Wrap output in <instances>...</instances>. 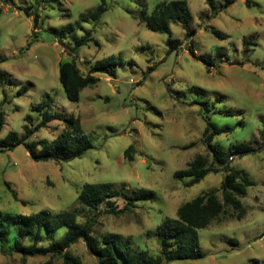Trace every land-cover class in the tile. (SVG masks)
Segmentation results:
<instances>
[{
  "label": "rangeland",
  "instance_id": "1",
  "mask_svg": "<svg viewBox=\"0 0 264 264\" xmlns=\"http://www.w3.org/2000/svg\"><path fill=\"white\" fill-rule=\"evenodd\" d=\"M102 1L0 0V117L5 120L0 139L11 132L23 137L27 117L34 125L41 121L33 107L49 103L51 113L80 118L92 145L68 161H37L24 144L2 148L0 210L15 216L79 209L78 195L88 183H111L128 192L151 190L153 198L119 215L107 213L102 204L92 235L121 234L137 249L157 256V227L175 218L184 203L218 189L226 176L216 165L220 172L189 188L174 177L198 155L211 162L205 137L211 121L232 128L216 136L214 146L246 142L255 149L231 162L255 182L241 198L247 213L239 220L228 209L198 230L203 258L170 264H264V0H235L228 7L227 0H214L216 16L206 0H185L196 33L187 35L172 23V38L182 42L175 51L167 45L169 34L154 32L141 21L144 12L151 14L157 5L175 0H104L107 11L100 22L81 20ZM26 10L40 15L36 29ZM86 31H92L95 41L77 47ZM192 46L198 57L212 61L210 69L191 55ZM70 58L83 74L99 78L82 90L78 103L67 98L60 82V63ZM109 59L115 63L114 75L95 68ZM64 127L63 121L54 120L29 141H52ZM130 146L135 148L133 161L124 157ZM115 202L118 208L125 206L122 199ZM93 215L81 211L78 218L85 222ZM65 231L60 229L54 239ZM17 233L12 226L5 252L0 249V264H44L50 259L24 261L11 244ZM71 251L84 264H99L83 240ZM54 264L63 263L55 259Z\"/></svg>",
  "mask_w": 264,
  "mask_h": 264
},
{
  "label": "trees",
  "instance_id": "2",
  "mask_svg": "<svg viewBox=\"0 0 264 264\" xmlns=\"http://www.w3.org/2000/svg\"><path fill=\"white\" fill-rule=\"evenodd\" d=\"M213 10V16L217 15L214 0H206ZM235 0H227L226 7L232 5ZM249 4V2H248ZM107 11L105 1L90 12L81 17L82 21L100 22ZM26 14L34 19L35 29L38 27L40 15L29 12ZM141 21L145 22L148 28L154 32L169 34L167 45L171 51L178 49L182 42L172 38L171 24L180 25L187 31V35L195 34L196 29L192 27V14L185 0L168 1L157 5L151 14L144 12ZM216 35L223 37L220 33ZM95 41L92 31H86L84 36L77 41V47L88 45ZM247 51V50H246ZM193 57L207 64L208 69L212 61L200 58L190 47ZM113 60H102L95 64V68L110 75L115 74ZM60 82L65 90L67 98L78 103L81 92L88 86L95 85L99 78L93 74H83L78 67L76 60L69 59L60 63ZM3 74L0 72V80ZM24 90H28L25 88ZM205 106V104H204ZM49 103L37 104L34 110L40 112L41 121L34 125L31 116L27 117L28 124L25 125V135L19 137L11 132L5 139H0V150L2 148L12 149L24 144L31 156L37 161L57 159L68 161L82 156L92 147L89 137L85 134L80 118L63 113H51L47 108ZM54 120H61L64 123L63 132L54 140H38L30 142V138L40 129L46 127ZM4 115L0 117V131L4 126ZM230 127H218L208 121L205 130L206 142L209 143L211 151V162L203 155H198L187 164V168L178 170L174 177L183 183L187 188L200 183L209 174L220 172L216 165L222 166L226 176L218 189L211 190L195 199L184 203L176 212L175 218H167L159 225L155 235L159 238L161 251L157 256L151 255L149 251L137 249L130 237H124L117 233H105L102 236L92 235L96 225V217L102 204H106L107 213L119 215L131 211L136 203L154 197L155 193L144 188L128 192L126 187L117 189L111 183L85 184L77 198L81 208L66 210L60 213H53L50 210L32 212L28 215H8L0 210V249L5 252V246L9 243L12 226L18 227V233L14 236V252L20 254L23 260L35 257H49L44 264H54L55 259H61L63 264H84L80 258L75 256L71 248L83 240L90 254L97 258L99 264H170L174 261H193L203 258V252L199 241V229L210 226L218 220L228 209L232 210L231 217L243 219L246 216L241 198L248 194V189L255 185L244 173L234 169L231 162L236 156L255 151L254 147L246 142L232 144L228 148L220 145L214 146L212 141L216 136L231 132ZM260 136L264 142V130ZM134 146H130L124 153L125 159L134 160ZM232 158V159H231ZM13 197L18 200L17 192L7 184ZM221 195V196H220ZM116 199L125 202L123 208H118ZM93 213L92 217L85 222L79 221V212ZM66 228L65 233L58 238L54 236L60 229ZM47 233V234H46ZM50 238V242H43Z\"/></svg>",
  "mask_w": 264,
  "mask_h": 264
},
{
  "label": "water",
  "instance_id": "3",
  "mask_svg": "<svg viewBox=\"0 0 264 264\" xmlns=\"http://www.w3.org/2000/svg\"><path fill=\"white\" fill-rule=\"evenodd\" d=\"M31 154V153H30ZM232 159V158H231Z\"/></svg>",
  "mask_w": 264,
  "mask_h": 264
}]
</instances>
